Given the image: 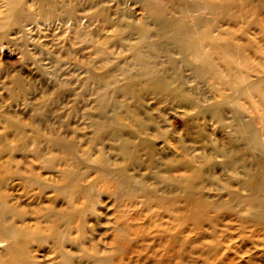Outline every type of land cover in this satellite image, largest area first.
Wrapping results in <instances>:
<instances>
[{
    "label": "bare ground",
    "instance_id": "6f19581e",
    "mask_svg": "<svg viewBox=\"0 0 264 264\" xmlns=\"http://www.w3.org/2000/svg\"><path fill=\"white\" fill-rule=\"evenodd\" d=\"M32 47L75 77L52 118L0 68V264H264L260 2L0 0V61Z\"/></svg>",
    "mask_w": 264,
    "mask_h": 264
},
{
    "label": "rangeland",
    "instance_id": "374dc122",
    "mask_svg": "<svg viewBox=\"0 0 264 264\" xmlns=\"http://www.w3.org/2000/svg\"><path fill=\"white\" fill-rule=\"evenodd\" d=\"M256 1L257 2H260L261 14L264 16V0H256ZM50 31L51 30H43L41 32L42 35H44V36H42V39H50V37L51 38L53 37V38H55L54 40H56V42H60V41L63 40L62 39L63 38L62 37L63 36V33L60 32L59 29L56 30V31H51V32ZM58 32H60V33H58ZM5 52H6V54H4V56H6L7 59H9L8 61H10L12 63V66L10 65V63H4L1 60L0 61V68L3 67V66H6L10 70L16 69L15 72L18 71V69L19 70L22 69L20 75L22 76V78L24 79V81H29V82L32 83V85H34V87L37 90L36 91L37 93L42 92L45 89L50 88V91H52L53 93L52 94L50 93L47 96L49 98H52L53 97V99L55 100V101H53V104L55 105V108L54 109H51L50 115L53 114L52 115V118H53L54 117V113L63 114L64 117H62V119H64L66 117L67 110L65 109L66 107H64L63 105H64L65 100H67L68 90L71 89L72 85L71 84H67V83L61 85L58 82H60L61 79H63L64 81H70L74 75L73 76L71 75V77H70L69 75H64L63 76V74L62 75L60 74V75H58V77L56 79H53L49 74H47V72H48L47 70L49 69L48 67L50 66V64L48 63V60L43 59V58H45V55H43V53H39L38 50L35 49V48H33V47L31 49H29V51H28L30 53L31 57H22L18 53V49L14 50V51H9L8 50V51H5ZM32 58L35 61V63L32 62L33 60L31 61ZM38 58H39V60H37ZM41 60H43V61H41ZM29 67L31 68L30 69L31 72H27V70H29L27 68H29ZM61 67H62V70L63 71H65V70L66 71H71L74 68L73 67V64L72 65L71 64L70 65L64 64ZM40 68H42V69H40ZM58 72L59 73H62L61 70L60 71L58 70ZM16 73H18V72H16ZM75 75H77V71H76ZM32 78H33V80H32ZM46 86H47V88H46ZM63 96H65V97H63ZM0 98L4 102H8L9 101V99H7L5 97V92L2 89L0 90ZM79 99H81V98H79ZM77 105H78L77 106V108H78L77 110H79L80 103L77 104ZM19 107L20 106H16V109L19 108ZM25 112H26V110H25ZM74 119H76V118H74ZM29 207L31 208V206H29ZM110 218H111V216H110ZM100 219L102 221H104L103 216H100ZM96 221H97V219H96ZM109 226H110V224L107 223V220L104 223L94 224L92 226V230H91L90 236L91 237H94V239H96V240H100L101 241L102 239H104V237H106L108 235V232H109V229L108 228H109ZM47 250H48V246L47 245H44L43 247H39L37 252L39 254V253H43V252H45ZM31 253L32 254H37L35 251L34 252H31ZM53 257L54 258L56 257V255L54 253H52L51 255L49 254L45 258L40 257L39 258L40 259L39 261H40L41 264H50V261H48V259L53 258ZM54 260H57V258H55Z\"/></svg>",
    "mask_w": 264,
    "mask_h": 264
}]
</instances>
